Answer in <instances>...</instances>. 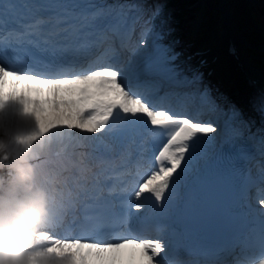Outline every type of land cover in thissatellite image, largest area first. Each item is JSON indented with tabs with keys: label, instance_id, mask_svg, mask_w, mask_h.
<instances>
[{
	"label": "snow or ice",
	"instance_id": "snow-or-ice-1",
	"mask_svg": "<svg viewBox=\"0 0 264 264\" xmlns=\"http://www.w3.org/2000/svg\"><path fill=\"white\" fill-rule=\"evenodd\" d=\"M117 7L94 0H87L83 8L78 2L51 7L44 0H0V34L6 33L9 38L0 35V57L11 56L20 62L30 59L47 70L41 73L0 66V107L9 99H18L24 112L35 119V129L17 137V142L34 152L42 138L54 129H67L70 135L72 129L91 134L108 132L112 130L111 120L121 112L125 115L120 117L121 126L115 130L117 143L137 133L145 117L152 126L174 128L155 157L161 162L159 172L148 176L134 193L150 206L146 208L147 218L215 219L229 239L238 240L245 249L258 250V264H264V211L238 204L234 174L219 166L210 167L204 149L197 144V134L211 133L214 128L157 108L137 91L146 83L145 73L172 70L157 62L116 66L113 56L107 54L112 49L95 56L88 67L77 68L80 50L103 44L108 33L119 25ZM164 9L163 4L155 5L154 15L164 19ZM61 33L75 34L77 39ZM26 82L37 87L25 88ZM254 106L264 114V96ZM231 108L236 119L246 123L242 110L236 105ZM242 151L238 149L237 156ZM99 159L105 162L107 158ZM33 165L36 183L47 195L48 215L36 233L39 245H29L22 252L8 245L3 252L7 264H130L137 250L140 264H169L161 255L167 252L169 243L162 239L131 232L115 238H98L111 226L112 212L104 206L100 211L92 210L98 207L99 197L92 195L94 186H89L86 177L75 172L65 176L67 165L63 161L38 160L35 153ZM181 188H186L183 196ZM145 191L160 202L158 207L150 198L141 197ZM69 204L76 207L70 222L65 212ZM135 207L145 208V203L137 202ZM119 212L120 222L131 225L132 215L123 208ZM57 227L79 230L92 238H67L50 231ZM214 254L213 249L205 247L209 258L198 264H221L212 258Z\"/></svg>",
	"mask_w": 264,
	"mask_h": 264
},
{
	"label": "clouds",
	"instance_id": "clouds-1",
	"mask_svg": "<svg viewBox=\"0 0 264 264\" xmlns=\"http://www.w3.org/2000/svg\"><path fill=\"white\" fill-rule=\"evenodd\" d=\"M20 136L25 135L0 124V264H7L3 252L10 244L18 252L39 245L36 233L48 215L47 195L36 183L34 152L17 142Z\"/></svg>",
	"mask_w": 264,
	"mask_h": 264
},
{
	"label": "bare ground",
	"instance_id": "bare-ground-1",
	"mask_svg": "<svg viewBox=\"0 0 264 264\" xmlns=\"http://www.w3.org/2000/svg\"><path fill=\"white\" fill-rule=\"evenodd\" d=\"M82 1H83V3L80 4V6L81 5L85 6V4L87 3V0H82ZM94 2L107 4V0H94ZM81 8H83V7H81ZM222 14H223V16H222V27L225 29V34H224V36H222L223 40L220 41L218 39V35H217V31H216L213 34L212 42H211V49L213 51L209 50V52L207 54H213L214 50L219 49L220 50L219 52L224 54L225 58H227L230 61V59L228 58L227 53H226V48L225 47L223 48L224 43H227L226 38L227 39H230V38L236 39L237 43L240 45H242L243 42L240 41L239 38L237 37L236 27H235V24H233L232 15L230 13V7H229L227 0H225L223 5H222ZM143 46L145 48L148 47L145 45V43H142L141 46L137 48V50L135 51V55H133L131 57L130 61H133L134 59L138 60L137 58H140L141 60L146 58V56L143 54V49H142ZM204 57L205 56H202L200 59H202ZM228 60H227V62H228ZM130 61H128L127 63H130ZM230 63H231V61H230ZM230 63L228 62L229 66L232 68L231 73L227 74V75H224V73H222V76L226 77V80H227L226 84H228L232 80H235V82H237L240 86L239 89L245 88L241 72H239L236 69L234 63H231V64ZM137 64H140V63L137 62L136 65ZM245 64H246V69L250 70L254 74H257L259 76V79L261 80L262 84L264 85V71L260 72L259 70L254 69L249 64V60L246 57H245ZM217 75L219 77L221 75V73L217 72ZM144 78L148 79L149 77H144ZM28 87L35 88L37 86L35 84H33L32 82H26L25 88H28ZM137 91H139L144 96L146 95L144 88H142V89L139 88V89H137ZM259 94L264 96V88L259 89L256 92H252V94H250V95H247V97L249 98V100L247 101V105L253 104V100H255ZM247 97H246V99H247ZM153 105L155 107H157L156 104H153ZM256 110L257 109L255 108L254 105L250 108V111L253 113V115L255 117L253 119V123H251L249 121H246V123H245L246 125H248L250 127L253 125L254 132H257L259 127H262L264 125V119L261 118V116L257 114ZM144 119L146 122L147 118L145 117ZM0 124H3L10 132H12L17 127L19 129L18 135H28L35 129L34 117L31 115H25L23 113L22 105L19 103L18 99H9L8 101L4 102L2 107H0ZM232 124L236 125V124H240V122L236 119H230V118L225 120L224 131H227L229 129L230 125H232ZM254 124L257 126L255 127ZM120 126H121V120L119 119L112 125V130H110L108 132L91 134V133L80 132V130H77V129H72L70 131L71 135H68V136L65 135L64 129H54L49 134H46L42 138L41 142L36 145V148L34 149V153H35L36 157H38L39 159H42V160L51 159L49 154H52L55 150L65 151V150H67V148L69 146H71L70 150L68 152H78V154H80L81 151L79 150L80 144L77 142V140H78L80 142H84V144L86 145L85 150L83 148L84 154L91 157L93 161H96V159L97 158L99 159L100 157H98L96 155L94 156L93 154L89 155L91 145H95L97 143H100V141H102V140L105 141L104 138H106L109 141L112 140L113 136H109V135L114 133L115 130L118 129ZM138 134H139V132L135 133L134 135H138ZM207 135H215V133L211 132V133H208ZM132 145H133V142H131V141L127 142L126 141L125 146L127 149H130L132 147ZM208 146H209V144H208ZM65 159H67V157ZM68 161H70V160H68ZM97 163L99 164L100 161H98ZM98 164H95V165H98ZM140 261H141V257L139 255V250H137V253L132 258L130 264H140Z\"/></svg>",
	"mask_w": 264,
	"mask_h": 264
},
{
	"label": "rangeland",
	"instance_id": "rangeland-1",
	"mask_svg": "<svg viewBox=\"0 0 264 264\" xmlns=\"http://www.w3.org/2000/svg\"><path fill=\"white\" fill-rule=\"evenodd\" d=\"M212 1L214 2V0H202V2L200 4H198V5L206 7V5L208 3H210V2L213 3ZM229 2H230V7L234 8L235 4H236L235 0H229ZM164 11H165V18L164 19H162L159 15L153 16V18H157L158 19V23H157L158 32H155L154 30H152V25H150L144 31V33L141 36V38L139 39V41H137L136 45H138L139 43L140 44L145 43V45L148 46L147 48H145L144 46L142 48L143 49V54L148 59V60L146 58H145L146 60L144 59V61H146L145 63L147 64V63L157 62L162 67L170 68L172 71L168 72V73L171 74L172 76H177V77H180V78H186V77L189 78L190 77L191 80H188V81H190L192 84H194V82H195V84H196V85H194L192 87V91L194 93L196 92L195 93L196 96H198V95L201 96L202 95L204 97H207V95L210 92H214V95H213L214 99L216 97L217 98L221 97L222 99H229V98L237 97L236 101L232 99L233 102L226 103L224 105V107L214 106L216 108L214 111L216 113H218V115L221 118H225V117L226 118H230V117H232V118L236 119V117L234 116V114L232 112V108H231L232 105H236L238 108H240L242 110L243 117L245 119L247 117V115H248V111H247L246 107L243 106V102L242 101H243L244 98L236 96V95H238V91L236 90L237 89V83L234 82V81H230L228 84H226L227 83L226 77H223L222 74H221V76L218 78V76L216 74L218 71H221L222 73H225V72L229 73L232 70V68L228 65L227 60L225 59L224 55H222V53L217 54L216 56H214L213 59H214L215 62L213 63V65H210L209 67H207V66L203 67L201 65L203 62L200 61V58H195L194 56H191L190 58L184 57L178 63H172L171 62L172 56L168 55L166 53V49H165L164 43L162 41V38L160 36H158L159 33L160 34L161 33L166 34V32L168 30L165 20H167V16H168V13H169L170 10L164 9ZM202 19H203V16H201L199 18V20H197L196 22H193L191 24V25H193L192 26L193 27L192 28V33H195V31H197V29L200 27V23H201ZM234 20H235V17H234ZM251 26L256 31V34H258L259 39L263 42V44L259 45L258 47H256L253 50L254 56L253 55L252 56H253V58L256 57V56H264V37H263L264 29L258 28L257 26H255V24H253ZM216 28H217L218 36H219L218 39L220 41H222L223 40L222 36H224V34H225V31H224V29L222 27V23L220 22V24H218L216 26ZM215 30L213 32H215ZM212 37L213 36H211L208 41L203 42L201 45H199L198 50L210 49V45H211V42H212ZM237 37L239 38L240 41L243 42L242 46L247 47V44H246V42L244 40V37L242 36V33L240 31L237 32ZM134 45L132 47H135ZM139 46H141V45H139ZM216 53H217V50H216ZM131 54H133V52H131ZM246 57L250 60V57L248 56V54H246ZM128 60H129V57H127L126 61L124 63H122V64H125ZM260 60L261 61L259 62V65L263 68L261 70L264 71V58L260 59ZM135 62H136V59L132 61L133 64ZM188 65H193V68L188 70L187 69ZM209 71H211L212 75H215V79L208 86H206L205 88H201V85L198 84L199 81H200L199 80V76L201 74H205V76L210 77L208 75ZM220 87H222V88L220 89ZM150 95H151V97H149V100H153L154 99L153 97L155 95H157V94L156 93H152ZM187 96H188V100L190 102H194V100H193V98L191 96V93H189ZM197 99H195V101H197ZM217 104H219V103L217 102ZM210 118H214L213 120L218 123V121H217V119L215 117H210ZM210 120H212V119H210ZM213 128H214V132H217V130L215 129V126ZM64 130H65V135L66 136L70 135L69 134V130H67V129H64ZM18 132H19V129L17 127L12 131V133L17 134V135H18ZM80 143H81L80 146L85 149L86 145L84 144V142H80ZM93 146L94 145H91V148Z\"/></svg>",
	"mask_w": 264,
	"mask_h": 264
},
{
	"label": "trees",
	"instance_id": "trees-1",
	"mask_svg": "<svg viewBox=\"0 0 264 264\" xmlns=\"http://www.w3.org/2000/svg\"><path fill=\"white\" fill-rule=\"evenodd\" d=\"M199 0H163L166 6H170L173 10L170 17L171 34L168 36L169 42L167 46L170 48V52L173 56L177 57L175 59H182L183 56L191 54V51L196 47L198 41L193 40L191 37H185L177 33V28L187 29V27H180L183 21L196 16L197 9L193 11L188 9L186 6L196 3ZM261 5L254 9V16L258 19L259 24L264 26V0H258ZM236 4L234 7V12L237 14L240 25L243 29H246L249 41L255 45L257 43V37L253 34L252 30H248L249 24V14L248 8L244 0H235ZM210 5V4H209ZM250 11V10H249ZM219 8L218 0L211 4L207 10V19L205 25L210 30L212 26L219 19Z\"/></svg>",
	"mask_w": 264,
	"mask_h": 264
}]
</instances>
